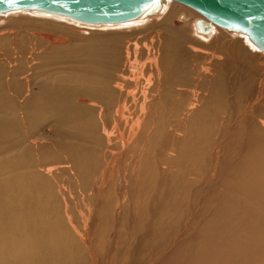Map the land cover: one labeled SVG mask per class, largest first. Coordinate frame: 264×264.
Wrapping results in <instances>:
<instances>
[{
    "label": "bare ground",
    "instance_id": "6f19581e",
    "mask_svg": "<svg viewBox=\"0 0 264 264\" xmlns=\"http://www.w3.org/2000/svg\"><path fill=\"white\" fill-rule=\"evenodd\" d=\"M33 12L42 17L28 26L43 55L71 40L67 30H45L63 19L83 34L142 24L160 34L124 56L112 38L107 71L104 48L78 50L86 65L69 90L29 92L28 113L15 121L0 113V143L27 125L48 123L57 134L58 121L64 130L52 146L36 137L25 151L0 155V264H264V87L255 88L247 63L229 70L223 61L249 48L264 53L244 34L198 29L206 21L171 0L127 24ZM190 14L191 32L167 30ZM224 38L232 53L221 51ZM233 83L236 93L217 103ZM8 92L0 98L10 100Z\"/></svg>",
    "mask_w": 264,
    "mask_h": 264
},
{
    "label": "rangeland",
    "instance_id": "374dc122",
    "mask_svg": "<svg viewBox=\"0 0 264 264\" xmlns=\"http://www.w3.org/2000/svg\"><path fill=\"white\" fill-rule=\"evenodd\" d=\"M28 12L30 11H11L5 14H0V97L5 95V89H9L8 93L12 97L8 101L0 98V113L9 121H15L21 114L28 113L27 108L24 104V96L29 92L33 94L44 95L47 91H52L56 86L62 84H65L66 86L64 88L68 90L71 88L72 83L81 73V70L78 69V67L81 65H86V63H82L76 60V51L82 50L81 52H85V50H90L91 48H104L103 53H101L102 55L100 54V57L101 59L104 58L103 66L107 71L109 68V64L105 58V47L109 46L110 43H112V38L118 37V39L116 38L115 45L123 55L125 49H129L130 51H132L134 49V45L141 47L138 48L143 51L144 48L149 47L148 36H158L160 34L159 32H157L158 29L153 27L154 25L145 26L146 24H142L144 25L143 27L138 25L137 27H135L132 25L124 28H97L101 30H86L87 32L83 34L81 33L83 31H79L78 29L76 30L73 25L67 24L71 23L70 20L61 18L63 19L61 22L66 24H60L61 22L58 24H49L45 27V30L48 31V33L46 31H44V33L56 36L57 34H62V32L59 31L67 30L69 32H65L63 33V35L70 36L72 38L56 54L51 53L43 55L42 53L46 50L44 42L34 38L32 35L34 33L33 29L32 27L28 26L30 17L40 18L42 16L37 15V13L35 12L27 14ZM194 18L195 16H192L191 14L188 15V18H186V20L175 17L170 21V28H168L167 30H186L188 32H191V21ZM111 30H120L123 32ZM224 40H226L228 44H226L224 49H222L221 51L225 53H229L230 51L232 53L233 47H231L229 44L230 40H227V38H224ZM184 47H186V44ZM255 49L249 48L248 50H245V53L241 55L239 54V56L235 55L234 57H237L236 60L235 58H231L230 60L223 59V61L226 64H224L226 69L231 66L229 70H231L232 68L239 70L237 63H249L245 66H251L253 68L251 72H253L254 75V86L255 88H257L259 82H261L262 86L264 87V56H262V58H259L260 54H256L258 50L254 51ZM30 56L33 58L32 62L30 60L32 59ZM137 56L139 58V55ZM130 57H132L131 52ZM118 58V64L120 65L122 62L121 56H119ZM81 59L85 60L84 57H82ZM5 62L9 64L7 70L2 69V66L5 64ZM221 68L225 70L224 67ZM235 78L237 85V79L239 77ZM4 79L8 80L7 84L4 83ZM25 79L28 80V83H26ZM236 85L233 83L232 87L234 88L232 90H227L226 92L219 94L221 97H214L216 102L218 103L219 101L224 104L226 99H230L233 96L232 93H236ZM53 123L56 125V130L58 132L57 134H59L60 132L64 134V130H61L60 127L63 124L58 121H54ZM84 133L85 135H87V132ZM215 133L216 132L213 130V134ZM57 134L55 131H53V128L48 125V123H45L44 125H27L15 131L13 135V141L11 143H0V155H15L21 153L22 151L26 150L28 141L31 138L36 137H44V139L38 141L40 143L42 141V144L44 145L52 146L53 140ZM213 137L215 138L216 136L213 135ZM62 139L64 140V137ZM72 139L73 135L65 137V140L68 142L72 141ZM89 144L90 141H88L85 145L89 146ZM211 153L213 154V151H211ZM189 178L193 179V176L190 175ZM202 182L203 180L199 183Z\"/></svg>",
    "mask_w": 264,
    "mask_h": 264
},
{
    "label": "water",
    "instance_id": "95a60500",
    "mask_svg": "<svg viewBox=\"0 0 264 264\" xmlns=\"http://www.w3.org/2000/svg\"><path fill=\"white\" fill-rule=\"evenodd\" d=\"M166 0H0V13L39 11L85 24H127L157 14ZM197 12L211 25L241 33L264 53V0H171ZM201 26H204L202 28Z\"/></svg>",
    "mask_w": 264,
    "mask_h": 264
}]
</instances>
